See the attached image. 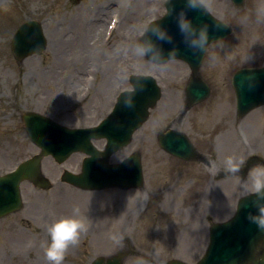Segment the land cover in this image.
I'll list each match as a JSON object with an SVG mask.
<instances>
[{"label": "rangeland", "instance_id": "374dc122", "mask_svg": "<svg viewBox=\"0 0 264 264\" xmlns=\"http://www.w3.org/2000/svg\"><path fill=\"white\" fill-rule=\"evenodd\" d=\"M156 1L0 0L3 171L38 151L26 135L24 111H38L70 126H89L109 113L118 91L115 84L129 88L133 72L156 75L163 90L131 144L113 157L117 161L141 151L144 188L82 191L59 180L63 168L79 170L82 154H74L63 165L45 158L43 170L54 187L41 190L24 182L25 206L12 215L3 234L0 230V241L5 235L9 242V247L0 249V258L8 261L9 257L10 264H51L44 253L47 229L65 215H77L86 227L69 245L61 264H88L99 253L117 250L125 213L126 234L157 254L158 261L179 257L193 262L207 240L209 225L230 218L237 199L253 192L250 170L241 174L250 156L264 158V106L238 119L231 77L240 67L264 65V13L258 12L264 0H245L241 8L230 0H200L233 32L208 46L201 73L211 85V95L183 117L189 66L180 60L155 64L137 45L138 34L154 14L151 11L162 14ZM112 13L118 14L120 25L105 40ZM28 18L44 23L48 44L41 55L19 62L12 55L11 37ZM88 75L93 79L88 80ZM175 122L206 155L209 165L180 160L160 148L158 131ZM227 155L241 158L239 171L227 169ZM74 207L79 211L74 212ZM129 261L138 262L132 257Z\"/></svg>", "mask_w": 264, "mask_h": 264}, {"label": "water", "instance_id": "95a60500", "mask_svg": "<svg viewBox=\"0 0 264 264\" xmlns=\"http://www.w3.org/2000/svg\"><path fill=\"white\" fill-rule=\"evenodd\" d=\"M239 5L243 0H235ZM169 14L162 22L177 13L174 17L187 15L193 22L190 28L198 23L195 21L196 11L203 10L200 4L193 6L191 0H169ZM188 20V19H186ZM180 24L174 27L179 30ZM177 32L176 35H179ZM210 37L204 46L212 40ZM44 37L37 22L25 23L17 32L13 46L16 48L15 55L23 58L27 54L40 51L44 47ZM203 49L199 55L202 57ZM192 61L195 59H191ZM197 69L199 62L193 64ZM200 86H205L200 79ZM135 90L126 93V107L119 99L112 114L102 124L95 128L68 130L59 126L44 117L28 113L25 115L26 128L30 137L42 148L44 154L52 153L62 161L73 150L80 149L90 154L83 164V172L79 175L66 173V180L83 188H103L106 186L138 187L143 185V175L138 153L130 156L121 164L112 165L109 163V156L117 149L128 144L131 135L147 117V108L154 104L159 92L152 87L154 80L141 77L135 78ZM234 85L238 93L239 109L242 114L249 109L264 103V69H245L238 72L234 77ZM148 90L150 93L146 92ZM192 102L202 99L198 90H192ZM49 122V123H47ZM170 138H160L161 145L171 153L184 158H190L195 154L193 146L187 142L184 135L171 131ZM107 138V149L99 152L91 143V138ZM174 139L177 144L172 145ZM63 151L61 155L57 151ZM39 177V161L33 160L21 166L20 171L6 177H0V193L2 197H9L11 205L1 213L18 208L19 184L25 178ZM264 205V191L246 196L239 201L236 215L229 221L216 223L211 228V241L205 257L199 264H264V228L251 219L252 215L258 214L259 206ZM170 264H186L180 261H173Z\"/></svg>", "mask_w": 264, "mask_h": 264}, {"label": "clouds", "instance_id": "9594fccd", "mask_svg": "<svg viewBox=\"0 0 264 264\" xmlns=\"http://www.w3.org/2000/svg\"><path fill=\"white\" fill-rule=\"evenodd\" d=\"M200 3V0H191L193 6ZM258 12L264 13V6H258ZM190 21L181 20V30H185L189 27ZM207 41V35L205 32L200 33L201 46H204ZM195 43V41H194ZM148 51V49H143ZM227 163V169L231 172H237L241 169V158L234 155H227L225 157ZM249 174L252 178L251 190L254 193H261L264 191V164H257L253 166ZM79 208L74 207V212H78ZM253 219L259 227L264 228V205L259 206L258 214L250 217ZM86 227L82 218L77 215H65L56 219L48 226L49 240L44 248V253L48 261L51 264H61L64 259L66 250L70 244H74L81 231Z\"/></svg>", "mask_w": 264, "mask_h": 264}, {"label": "flooded vegetation", "instance_id": "af4514ba", "mask_svg": "<svg viewBox=\"0 0 264 264\" xmlns=\"http://www.w3.org/2000/svg\"><path fill=\"white\" fill-rule=\"evenodd\" d=\"M119 237H121V240L119 242H122L123 246H124V250L122 252L125 254V258H126V254L136 255L137 254L136 250L126 251V247H129L128 246V239L126 237V215L124 217V222L122 224V232L119 235Z\"/></svg>", "mask_w": 264, "mask_h": 264}, {"label": "bare ground", "instance_id": "6f19581e", "mask_svg": "<svg viewBox=\"0 0 264 264\" xmlns=\"http://www.w3.org/2000/svg\"><path fill=\"white\" fill-rule=\"evenodd\" d=\"M119 22L117 23L116 27H118Z\"/></svg>", "mask_w": 264, "mask_h": 264}]
</instances>
